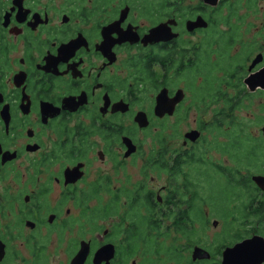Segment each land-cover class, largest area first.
Returning a JSON list of instances; mask_svg holds the SVG:
<instances>
[{"label": "flooded vegetation", "instance_id": "obj_1", "mask_svg": "<svg viewBox=\"0 0 264 264\" xmlns=\"http://www.w3.org/2000/svg\"><path fill=\"white\" fill-rule=\"evenodd\" d=\"M255 14L264 0H0V264H264V125L241 164L238 135L208 139L229 122L176 129L227 95L205 87L224 46L247 54L227 83L264 95Z\"/></svg>", "mask_w": 264, "mask_h": 264}, {"label": "rangeland", "instance_id": "obj_2", "mask_svg": "<svg viewBox=\"0 0 264 264\" xmlns=\"http://www.w3.org/2000/svg\"><path fill=\"white\" fill-rule=\"evenodd\" d=\"M258 15V17H254L253 19L250 20L251 23L254 24V32L253 36L255 35L256 32L261 31L263 29L262 23H264V14H255ZM224 22L230 23L234 29L233 32L235 33L234 35L237 36V38H242V40H250V36L247 35L245 32L244 28H240L239 32L237 29H235L236 24L232 20V18H228L226 15H223L222 18H220V27L218 26L219 31H222L223 33H227L230 35L231 29L229 31L227 27L228 24H225ZM218 32H216L215 37H217ZM220 35V34H219ZM228 48L230 53L228 54ZM224 46L221 50H226V53H223L222 58L213 65H207L205 68L206 72V82H205V87L207 89H212L213 87H222V91L226 92L227 95L226 97H223V99L219 100V104L216 106H210L207 111L204 112L203 108H196L192 106L189 110V117L187 119L186 124H182L178 126L176 129L180 133L182 131V134L180 135L183 137L187 131H190L191 128H194L196 126L195 122L196 119L199 121L200 119L204 118L206 120V125L209 127V124L212 123V120H220L223 119L224 122H229L232 126L225 125L222 127L221 131H217L216 128H212L210 132H207L208 139H215L217 138V134L222 133V134H229L237 132L236 134L238 135L237 141H238V146L244 150L247 149L249 140L250 138H258V134L261 133V127L264 125V122L260 123L259 120L260 118L264 119V110L262 109V103L264 102V95L255 93L251 94L246 92V89L243 88L241 84L235 85V88L233 86H230L227 81L231 77L235 76V67L238 64H241L244 60L247 54H240L236 55L233 57L234 59L231 60V58L227 57V55L232 56L237 52V49L232 48L230 46ZM251 56V54H250ZM249 56V58H250ZM245 62V70L244 73L241 77L240 80H242L246 74H247V61ZM236 65L234 68H232V65ZM219 72V74H216L217 77L216 81L215 78L213 77V74L216 72ZM226 71L229 75V78L225 77V72ZM241 71H243V68H241ZM232 80V79H231ZM230 80V81H231ZM192 95V93L190 94ZM193 97V95H192ZM225 98V99H224ZM191 99V98H190ZM191 101V100H190ZM213 100H210V98L207 99L206 103H211ZM233 109L231 111L230 109ZM216 113H219V115L215 116ZM175 142L177 143L180 138L179 134L176 133L175 137ZM218 139L221 141H225L223 137H219ZM201 149H204V147H200ZM198 149V148H197ZM192 150H196V148H192ZM213 156H215L217 159H221L222 161L225 160V158L220 155L219 153H215L216 150L213 149ZM260 152V151H259ZM258 159L256 158L255 161ZM223 200L224 208L225 205L228 204L229 200L228 199H221Z\"/></svg>", "mask_w": 264, "mask_h": 264}, {"label": "trees", "instance_id": "obj_3", "mask_svg": "<svg viewBox=\"0 0 264 264\" xmlns=\"http://www.w3.org/2000/svg\"><path fill=\"white\" fill-rule=\"evenodd\" d=\"M232 32H233V29H232ZM230 35H234V34H230ZM236 38V37H235ZM227 57H229L230 58V56H228L227 55ZM232 59H234V58H231V60ZM213 64H216V63H212L208 58L206 59V66L207 65H213ZM236 65H232V68H234ZM226 72V71H225ZM227 73V72H226ZM228 74V73H227ZM225 96V95H224ZM226 97V96H225ZM225 99V98H224ZM230 126H232V125H230ZM221 129H222V126L220 125V126H217L216 127V130L217 131H221ZM237 132H234V133H229L228 135H230V134H236ZM238 134V133H237ZM236 134V135H237ZM235 141H232V143L231 144H229V143H226V144H223V146L224 147H228V149H230V147H231V150H232V153L234 154V157L235 158H237L238 159V162H239V164H241V163H244V162H242V160H243V158H242V153L243 152H245V154L243 153V155L244 156H246V158L247 157H251V158H254V156H259L260 155V152H259V150H262V149H260V148H254V149H251L250 147H248V148H250V151L249 152H247V151H245V149L244 150H242V149H240V147L238 146V141H237V139H234ZM237 154V155H236ZM232 210L233 209H231V212H232Z\"/></svg>", "mask_w": 264, "mask_h": 264}, {"label": "water", "instance_id": "obj_4", "mask_svg": "<svg viewBox=\"0 0 264 264\" xmlns=\"http://www.w3.org/2000/svg\"><path fill=\"white\" fill-rule=\"evenodd\" d=\"M255 67V63L252 64V66L250 67V70ZM249 87L253 90L256 86L260 85L264 88V69H262L260 72L252 75L246 82ZM263 133H264V129H263ZM199 134H196L195 132L191 133V138H196L198 137Z\"/></svg>", "mask_w": 264, "mask_h": 264}]
</instances>
